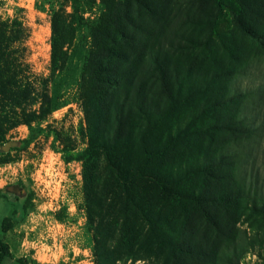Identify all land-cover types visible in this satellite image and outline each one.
<instances>
[{"label":"rangeland","instance_id":"374dc122","mask_svg":"<svg viewBox=\"0 0 264 264\" xmlns=\"http://www.w3.org/2000/svg\"><path fill=\"white\" fill-rule=\"evenodd\" d=\"M15 23L23 31L16 38ZM0 26V58L19 64L13 69L8 63V86L0 94V240L12 254L2 264H18L19 258L97 264L82 163L65 162L62 150L65 144L76 152L87 147L82 76L94 54L111 48L116 29L133 45L129 54L136 53L119 68L134 77V88L155 75L150 53L163 49L171 96L155 80L147 85L168 106L173 173L208 198L223 191L242 194L256 183L261 195L253 199L262 208L264 49L244 28L264 37V0H0ZM45 99L54 110L37 141L25 147V121L39 116ZM241 117L254 127L244 122L246 131L238 133L220 127ZM155 131L156 142L157 126ZM218 156L226 165L214 164L213 177L198 173ZM208 206L210 218L191 206L174 211L183 240L204 252L188 256L185 264H264V215L253 207L237 212L220 202Z\"/></svg>","mask_w":264,"mask_h":264},{"label":"trees","instance_id":"16d2710c","mask_svg":"<svg viewBox=\"0 0 264 264\" xmlns=\"http://www.w3.org/2000/svg\"><path fill=\"white\" fill-rule=\"evenodd\" d=\"M20 30L23 32L20 24L15 23L12 37L20 36ZM244 30L264 49V37L249 28ZM122 34L120 29L115 30L111 48L103 46L101 54H94L96 61L88 60L90 64L82 76L79 100L85 113L83 136L87 147L76 152L73 146L65 144L62 153L65 162L82 163L86 216L94 234L97 264H117L123 260L185 264L188 256L201 257L204 252L191 248L190 243L183 240L185 238L174 221L175 210L182 212L191 206L210 218L208 204L220 202L236 208L237 212L253 207L264 215V205L258 208L253 199L261 192L257 184L252 183L250 190H243L242 194L234 190L223 191L219 197L208 198L196 188L197 185H185L181 175L173 173L169 165L168 106L160 104L147 85L149 79L155 80L161 93L168 98L171 96L169 76L162 60L163 49L154 48L150 53L155 75L149 74L146 82L134 88V77L119 73L121 65L136 55L129 54L134 51L133 45L124 42ZM8 63L13 69L19 66L16 58L9 62L0 58V94L8 86L7 80L3 79ZM237 94L244 96L247 93ZM53 110L50 100L45 99L39 116L25 121L30 130L28 139L21 142L25 147L37 141L39 133L43 132L41 124ZM244 122H248V129L254 127L243 117L220 123V127L238 133L239 130L246 131ZM136 123L140 126L136 127ZM156 126L159 139L155 142ZM4 140L5 137L0 136V145ZM217 159L218 162L203 165L198 173L213 177L214 164L226 165L224 156ZM11 258L8 244L0 240V264ZM16 261L18 264H36L32 258Z\"/></svg>","mask_w":264,"mask_h":264}]
</instances>
